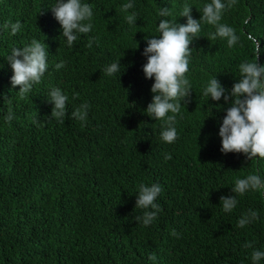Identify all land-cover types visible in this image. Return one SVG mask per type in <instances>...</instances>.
Instances as JSON below:
<instances>
[{
  "label": "trees",
  "instance_id": "16d2710c",
  "mask_svg": "<svg viewBox=\"0 0 264 264\" xmlns=\"http://www.w3.org/2000/svg\"><path fill=\"white\" fill-rule=\"evenodd\" d=\"M82 2L92 5L93 29L69 47L52 11L56 0H0V26L21 22L15 35L0 27V264H254L252 252L264 251V188L243 195L232 188L249 174L264 182V158L221 151L219 128L231 98L214 101L203 88L216 76L231 92L240 63L255 59L249 34L264 65V0H237L223 11L220 23L240 37L231 48L201 22L186 73L192 91L181 101L172 143L161 138L164 122L146 113L154 77L143 72V52L147 38L160 35L161 19L186 23L180 13L188 4L199 20L211 0ZM128 2L134 7L122 11ZM163 7L170 16L158 15ZM132 13L137 20L129 25ZM33 38L46 44L48 69L21 100L6 57ZM61 60L66 66L57 70ZM118 60L121 72L106 75ZM55 87L68 96L63 123L51 117ZM85 102L87 120L72 118ZM140 183L162 189L155 201L161 211L148 226L136 221L144 211L135 207ZM233 195L236 207L224 212L220 198ZM250 209L258 219L238 227Z\"/></svg>",
  "mask_w": 264,
  "mask_h": 264
},
{
  "label": "clouds",
  "instance_id": "9594fccd",
  "mask_svg": "<svg viewBox=\"0 0 264 264\" xmlns=\"http://www.w3.org/2000/svg\"><path fill=\"white\" fill-rule=\"evenodd\" d=\"M237 0H211L210 3L202 5V16L199 20L191 15V5L183 6L180 16L187 17L184 24L171 22L168 19H161L158 23V36L147 38V46L143 55L147 57V62L143 65V72L146 78H153L154 83L151 92L154 93L152 101L148 104L146 113L155 119L164 122L161 138L167 143H172L177 138L175 127L176 114L180 113L182 103L186 104V98L191 95L190 81L186 78L189 71L190 44L193 39L199 37L201 32V22H205L216 28L212 39L217 37L225 39L229 48L237 44L240 37L233 27L220 23L223 11L236 5ZM134 5L131 2L121 5V10L127 12ZM53 14L62 27V36L66 38L67 45L71 47L78 39V34H88L93 29V8L89 3L82 0H56L52 7ZM159 16L168 17L171 12L167 7L160 9ZM129 25L136 23L135 13L125 17ZM247 23V21H245ZM3 29H10L12 35L21 30V22L5 23ZM254 43V60H245L239 65L240 79L236 82L231 92L222 86L216 76L209 79L203 88V95L211 97L214 101H219L223 96L225 102H229L231 107L227 109L219 128V136L222 138L223 153L237 152L246 154L250 160L254 157L264 158V65L258 64V56L261 51L258 40L251 34L247 37ZM93 40L95 37L92 38ZM92 41H89V47ZM44 41L35 38L23 47H14L11 54L6 57L13 75L11 84L13 87L20 86L19 99H27L33 86L39 84L48 69V50ZM66 66V62L61 60L55 65L57 70ZM106 75L112 76L121 72L119 60L104 69ZM227 93V94H226ZM243 97V98H241ZM48 98L53 104L51 117L63 123L68 116L67 101L68 96L59 87L52 88ZM11 102H9L10 104ZM90 105L85 102L71 112V117L81 122L87 120ZM172 113L173 115H168ZM12 109L9 106L6 121L13 119ZM34 123L38 125L42 122L34 117ZM171 154H167L165 159H171ZM264 188V182L257 174H249L245 178L235 180L232 191L235 194L243 195L249 189L259 190ZM162 189L159 184L147 185L140 183L136 192V206L143 209V215L137 216L136 221L144 226L150 225L156 220L161 211L160 205L155 203ZM224 212H231L237 205L236 195L222 196L220 198ZM258 219V212L249 210L238 220V227H244L252 221ZM172 235L179 234L173 230ZM244 247L251 248V242H246ZM254 264H258L264 258V251L254 250L252 252ZM149 259L155 260V254Z\"/></svg>",
  "mask_w": 264,
  "mask_h": 264
}]
</instances>
